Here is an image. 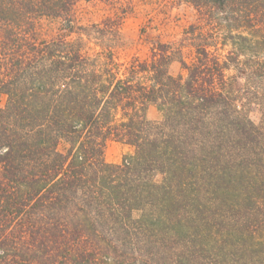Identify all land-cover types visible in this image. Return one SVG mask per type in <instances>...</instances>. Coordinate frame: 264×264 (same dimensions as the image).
<instances>
[{
  "label": "trees",
  "instance_id": "1",
  "mask_svg": "<svg viewBox=\"0 0 264 264\" xmlns=\"http://www.w3.org/2000/svg\"><path fill=\"white\" fill-rule=\"evenodd\" d=\"M81 1L0 0V264H264V0L125 62Z\"/></svg>",
  "mask_w": 264,
  "mask_h": 264
},
{
  "label": "rangeland",
  "instance_id": "2",
  "mask_svg": "<svg viewBox=\"0 0 264 264\" xmlns=\"http://www.w3.org/2000/svg\"><path fill=\"white\" fill-rule=\"evenodd\" d=\"M79 23L89 25L112 18L120 26V37L115 44L118 60L130 61L133 57L145 59L151 49L158 43L174 46L184 35L190 25L199 24L201 18L197 9L186 0H82L77 6ZM92 48L100 47L91 44ZM185 52H189L186 48ZM170 72H181L179 62H173ZM6 98L0 95V107ZM258 120V114L252 115ZM147 117L159 121L162 117L155 105H150ZM133 154V148L110 141L105 148V158L109 163H119L124 156Z\"/></svg>",
  "mask_w": 264,
  "mask_h": 264
}]
</instances>
